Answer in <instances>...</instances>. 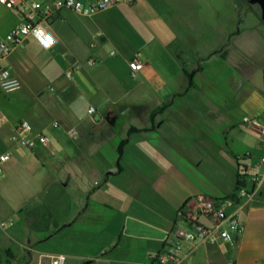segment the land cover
<instances>
[{
    "label": "crops",
    "instance_id": "1",
    "mask_svg": "<svg viewBox=\"0 0 264 264\" xmlns=\"http://www.w3.org/2000/svg\"><path fill=\"white\" fill-rule=\"evenodd\" d=\"M22 19L0 4V37ZM47 26L50 48L28 35L3 62L20 86L0 102V152L10 151L0 177V220H10L0 227V264H51L55 254L65 264H150L175 243L182 251L171 264H264L257 5L134 0L92 16L60 8ZM131 59L141 64L134 72ZM21 119L48 142H12ZM132 126L140 130L128 133ZM240 190L226 209L243 226L233 241L176 237L178 227L192 228L178 212L194 209L196 195Z\"/></svg>",
    "mask_w": 264,
    "mask_h": 264
},
{
    "label": "built area",
    "instance_id": "2",
    "mask_svg": "<svg viewBox=\"0 0 264 264\" xmlns=\"http://www.w3.org/2000/svg\"><path fill=\"white\" fill-rule=\"evenodd\" d=\"M133 1L94 0L85 3L83 0H0L1 5L17 10L23 17L20 23L0 37V90L6 93L20 86L18 77L13 75L3 62L9 56L11 50L22 43L23 37L33 36L38 44L46 49L54 44V36L47 26L54 11L66 8L84 16H92L118 3ZM49 38L51 42H49ZM128 65L132 72L141 67L137 59L129 60ZM93 111L94 107L90 106L88 112ZM4 122L5 119L0 118V126ZM243 122L257 123L253 118L247 116L243 117ZM54 126H57V124L54 123ZM11 139L17 146L26 149H32L38 142H48V137L42 133L34 132L31 123L26 119H21L12 125ZM9 159L10 151L0 152V177L3 173L4 164ZM243 195V190L222 198H212L204 194L196 195V207L194 209H180L178 212L182 222L190 224L192 228L178 227L175 230L176 237L181 241L189 242H213L216 239L223 242L233 241L235 236L241 233L243 226L238 217V212L236 210L227 212L226 209L236 204L237 199ZM199 215L211 219L212 225L207 226L198 222ZM9 223L10 220H0V227H5ZM181 251L182 245L180 243L166 245L158 254L156 261L150 264H171ZM51 264H65L64 255L55 254L51 258Z\"/></svg>",
    "mask_w": 264,
    "mask_h": 264
},
{
    "label": "trees",
    "instance_id": "3",
    "mask_svg": "<svg viewBox=\"0 0 264 264\" xmlns=\"http://www.w3.org/2000/svg\"><path fill=\"white\" fill-rule=\"evenodd\" d=\"M159 109H160V108H156V109H154L153 112H152V114L155 113V112H157V111H159ZM139 130H140V129H138V128L132 126V127H130V128L128 129V133H131V132H133V131H139ZM125 142H126V139L122 140V141L118 144V152H119V153H121V151H122V147H123V145L125 144ZM242 185H243V182H242V180L239 179V177H238V179H237V183H236V187L239 188V187L242 186Z\"/></svg>",
    "mask_w": 264,
    "mask_h": 264
},
{
    "label": "water",
    "instance_id": "4",
    "mask_svg": "<svg viewBox=\"0 0 264 264\" xmlns=\"http://www.w3.org/2000/svg\"><path fill=\"white\" fill-rule=\"evenodd\" d=\"M248 2L257 5L260 18L264 21V0H248Z\"/></svg>",
    "mask_w": 264,
    "mask_h": 264
},
{
    "label": "rangeland",
    "instance_id": "5",
    "mask_svg": "<svg viewBox=\"0 0 264 264\" xmlns=\"http://www.w3.org/2000/svg\"><path fill=\"white\" fill-rule=\"evenodd\" d=\"M6 94H9V93H5V92H3V91H1L0 90V102L2 101V96H5ZM4 111H6V109L4 108ZM5 126H6V123H4L2 126H0V129H4L5 128ZM11 142V141H10ZM13 142V141H12ZM6 143H8V142H6ZM2 145H3V142H2V140H1V138H0V151H1V149H2ZM2 177V176H1Z\"/></svg>",
    "mask_w": 264,
    "mask_h": 264
},
{
    "label": "snow or ice",
    "instance_id": "6",
    "mask_svg": "<svg viewBox=\"0 0 264 264\" xmlns=\"http://www.w3.org/2000/svg\"><path fill=\"white\" fill-rule=\"evenodd\" d=\"M49 42H51L50 38H49Z\"/></svg>",
    "mask_w": 264,
    "mask_h": 264
}]
</instances>
